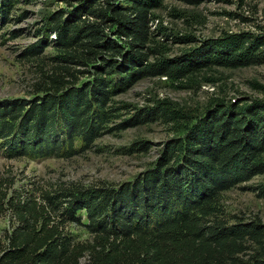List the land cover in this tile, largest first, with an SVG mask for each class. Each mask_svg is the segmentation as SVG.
<instances>
[{
	"label": "trees",
	"instance_id": "1",
	"mask_svg": "<svg viewBox=\"0 0 264 264\" xmlns=\"http://www.w3.org/2000/svg\"><path fill=\"white\" fill-rule=\"evenodd\" d=\"M160 1L69 2V10L45 17L39 39L24 51L51 67L29 97L0 99L7 158H70L107 132L159 118L182 121L183 133L163 142L150 167L117 184L56 183L30 193L0 176V215L10 219L0 234V264H264V223L231 222L220 208L223 191L264 173V98L219 99L192 117L161 101L108 126L126 107L113 97L141 78L264 64L262 28L224 32L162 56L150 30ZM16 2L0 0L2 21ZM50 46L54 54L41 56ZM256 190L264 197V185ZM69 225L88 238L75 240Z\"/></svg>",
	"mask_w": 264,
	"mask_h": 264
},
{
	"label": "rangeland",
	"instance_id": "2",
	"mask_svg": "<svg viewBox=\"0 0 264 264\" xmlns=\"http://www.w3.org/2000/svg\"><path fill=\"white\" fill-rule=\"evenodd\" d=\"M69 2L75 6L80 0H17L8 19L2 21L0 17V99L29 97L42 71L51 67L49 61L41 64L24 51L39 39L37 34L45 17L57 10H69ZM151 16L153 43L162 51V56L173 57L196 45L199 39L217 37L224 32L264 29V0H201L198 4L161 0L159 6L151 10ZM180 36H192L196 40L184 43L176 38ZM150 45L153 46L152 42ZM53 54L50 46L41 56ZM157 57L159 54L152 55L149 60ZM263 88L264 64L237 68L212 66L178 80L164 75L144 77L113 97L114 105L126 107L119 109L118 117L108 126L113 127L136 111L156 106L161 101L169 102L172 108L192 117L200 115L219 99L264 98ZM182 126V121L159 118L115 129L70 158H7L0 150V176L12 179L14 189L30 193L49 190L56 183L84 186L121 183L150 167L159 156L163 142L180 136ZM262 185L264 173L223 191L220 196L223 218L231 222L243 219L264 223V197L256 190ZM81 214L85 222L84 211ZM9 225L7 214L0 215V234ZM68 229L75 240L88 238L82 227L69 225Z\"/></svg>",
	"mask_w": 264,
	"mask_h": 264
}]
</instances>
